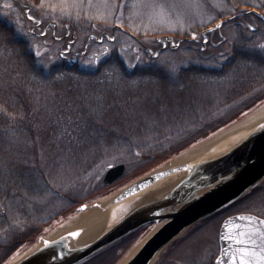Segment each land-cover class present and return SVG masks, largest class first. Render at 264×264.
I'll list each match as a JSON object with an SVG mask.
<instances>
[{
	"label": "trees",
	"instance_id": "trees-1",
	"mask_svg": "<svg viewBox=\"0 0 264 264\" xmlns=\"http://www.w3.org/2000/svg\"><path fill=\"white\" fill-rule=\"evenodd\" d=\"M7 8L9 7H5L6 10ZM225 17L234 18L223 23L224 29L218 28L208 34L207 43L195 44L188 38L189 35H185L186 40L182 41L180 47L167 48L175 54L184 46L197 52L194 58L190 57L182 64H177L178 71L175 73L167 71V64L148 52L149 48L162 50V44L157 39L155 44L146 45L140 35L132 36L127 31L124 35L130 37V42L124 45L118 40L101 46L102 59L96 61L93 58V67L83 65L89 54L81 55L77 63L54 59L53 63L44 66L40 65L38 60L48 54L49 47L38 52V42L31 41L30 37L34 34H28L26 25H23L25 35L21 36L16 34V26L12 22L11 28H2L0 218L9 216L5 214V206L8 204L13 209H17L13 207L14 203L26 208L33 203L32 195L44 199L48 189L51 193L53 190L61 191L49 179L50 173L59 168V165L72 167L75 164L82 167L86 164V169L94 168L102 157L107 158L112 154L111 151L121 145L138 152L142 142L146 145L142 141V125H146L147 120L158 113L154 111L149 114V104L154 103L155 107H158L159 103H165L166 100L168 105H175L171 102L174 100L172 98L184 97V92H189L188 95L193 98L197 94L195 92H206L210 83L222 84L219 89L211 87L219 98H222L219 100V106L224 105L223 100H229L228 105L232 106L227 120L217 121L212 127L202 130L206 135L182 139L191 142L175 148L173 146L174 151L203 140L255 108L258 102L264 99V88L254 90L260 87V81L264 80V50L258 47L257 41L260 40L256 39L259 34L264 35V19L240 9V5ZM14 19L17 24L18 16ZM251 23H254L257 29H248ZM226 27L231 29L230 35H227ZM113 31L114 28L104 29L99 33L96 30L93 32L99 35ZM50 37L51 39L44 38L42 42L47 45L58 41L54 35ZM134 42L141 45L142 51L147 53V59L143 60L142 65L136 63L130 69L121 54L128 50L139 53L136 46L130 45ZM228 75L234 77L227 79ZM175 81L181 83L176 88L168 83ZM200 81L208 85L199 86ZM184 85L187 88H183ZM249 95L251 98L248 103L235 104L233 101ZM160 123L161 121L156 124ZM152 127L155 128V125ZM167 137L170 138L168 135L162 136L161 139L165 141ZM82 154V160L77 159ZM165 154L166 152L163 153ZM171 155L169 153L154 165ZM81 172L87 171L82 168ZM94 198L82 199L79 203H90ZM71 199L74 200V197ZM53 204L46 199L42 206L44 212L49 211ZM75 207L71 211H74ZM66 208H58L54 213H49L50 219L41 221L36 227L30 223L20 231L10 229L6 235H0V264L63 219L65 214L62 212ZM22 213L26 214L27 211ZM43 213L38 214V218ZM39 221L37 219L35 223ZM3 224L0 226H7Z\"/></svg>",
	"mask_w": 264,
	"mask_h": 264
},
{
	"label": "rangeland",
	"instance_id": "rangeland-1",
	"mask_svg": "<svg viewBox=\"0 0 264 264\" xmlns=\"http://www.w3.org/2000/svg\"><path fill=\"white\" fill-rule=\"evenodd\" d=\"M6 5H10V9L7 8L6 10ZM239 5L240 9H244L248 13L257 14L264 19V0H0V35L3 32L2 28H11L13 24L16 26L17 35H25L23 34L25 32L23 25H26L28 34H34L30 37L31 41L38 42V52L43 51L45 48L47 49V46L49 47L47 49L48 54L38 60L40 65L46 66L47 64L53 63L54 59L69 63V60L63 59L62 52H67L66 48L68 47L70 37L72 38V35L76 37L75 43L72 44H74V50L79 49L89 43V38L95 33L93 32L94 30L99 33L101 30H111L114 28V34L110 33V37L113 40L115 39V42L121 40L123 44L130 42V37L124 35L125 31L132 36L140 35L146 45L148 43L155 44L154 41L156 39L159 41L162 36H167L170 42L174 40L175 42H172V45H177L176 41L186 40L184 39L185 35H189L188 38H192L195 44L207 43V40H209L208 34L214 31L211 30L208 32V29L215 28L216 25L220 24V21L226 23L227 20H230L229 17V19L225 17L226 14L233 13L235 7H239ZM15 16L19 18L17 24L14 21ZM28 16H31L33 20H30ZM218 16L222 17L220 18ZM55 24L58 25V28L54 33L53 31L52 33L46 32L45 27H48L50 31L51 26ZM69 27H72V32ZM67 28H69V31L62 39L51 44L48 43L47 45L42 42L44 38L51 39V35H63ZM221 28L224 29V26ZM249 28L253 30L257 29L254 23L249 24ZM225 29L227 35H230L231 29L228 30L227 27ZM256 39L260 40L259 42L257 41L259 48L260 45H264V35L259 34ZM169 41L166 43H169ZM104 42V45L110 44L109 41L105 40ZM159 43L161 42L159 41ZM130 45L136 46L139 53L128 50L127 52H122L121 55L126 60L127 68L132 69L136 63L143 64V60L147 59V53L142 51L141 45L136 44V42ZM165 45L163 44L161 47ZM87 46L88 54L96 52L99 48L98 43L94 41H90ZM167 48L160 50L159 54L154 53L153 56L167 64L166 70L173 73L178 71L177 64H182L185 59L188 60L190 57L194 58L197 53L193 49H188L186 46L180 48L176 54L170 52ZM152 51L155 52L152 48L148 49L149 53ZM83 65L93 67V57L89 56ZM231 77H234V75L230 77L228 75L227 79ZM168 83L175 88L181 84L177 81L175 83ZM198 84L199 86L208 85V83L201 81ZM259 84L260 87H256L254 90L264 88V80L262 82L260 81ZM208 86L210 87H207L206 92L204 90L203 92H195L197 94L193 98L188 95L189 92H184V97L172 98L174 100L171 102H174L175 105L172 103L168 105L169 103H166V100L165 103H159L158 107H155L154 103L153 105L149 104V114L154 111H158V113L154 114V116L151 115L153 121L149 119L146 125H142L141 129H144L142 131V135H144L142 141L146 145H143L142 142L140 150H137L138 152L121 145L111 151L112 154L107 158L104 159L105 156L102 157L100 163L94 168L86 169V164L82 167H80L81 165L75 164L72 167L59 165V168L50 173L49 179L61 191L57 192L53 190V193H51L48 189L44 199L38 195H32L31 200L33 203L30 206H26L27 210L26 208L19 207L18 203H14L13 206L17 209H13L10 204L6 205L5 214L9 216L0 218V224L2 225L6 222L3 225H7L0 226V235H6L10 229L20 231L30 223L36 227L40 223L48 221L51 217L49 213H54L58 208L61 209L62 207L66 208L68 206L62 214H70L73 212L71 209L82 201V199H91L95 195H99L98 197L100 198L103 195L114 192L118 188H122L128 182L146 171L151 170L154 167V163L161 158L167 156L169 153L173 156L177 154L176 152L183 149L174 151L173 149L175 147L182 144L187 145V143L191 142L182 139L186 140L189 138L188 136L192 138L193 136L206 135L204 133L205 131L202 130L212 127L217 121L223 122L227 120V114L232 110L230 109L232 106L228 105L229 100H223L224 105L219 106L218 103L222 98H219V95L214 92L213 88L217 87L219 89L222 84L216 83L211 85L210 83ZM182 87L187 88L186 85ZM209 88L211 90L208 91ZM250 95L238 98V100L234 99L233 101L235 104L248 103V99L251 98ZM174 106L177 107L174 108ZM159 121L161 123L157 125L156 123ZM153 125H155V128L152 127ZM145 130L148 131L145 132ZM168 135L172 139L169 137L165 141L161 139L162 136ZM174 135L176 137H173ZM175 139L177 140L175 141ZM165 152L166 154L163 155ZM82 156L84 155H79L77 159L82 160ZM119 163L126 164L125 173L112 185L107 186L104 183L106 167ZM82 168L87 172H81ZM256 188L250 191L246 198L238 201L235 205L227 207L226 210L217 216L208 219L193 230H189L190 232H187L183 238L176 240L165 254L162 252L163 256L162 254L160 255V258L162 256L161 260L159 258L155 264H217L216 259L221 251L220 230L226 218L231 214L233 215V213L243 212L264 219V181ZM72 197H74V200L71 199ZM46 199L54 203L53 208L51 207L49 211L47 210L48 212L46 210L44 212V208H42ZM24 210L29 215L22 213ZM40 213L43 214L38 218V214ZM37 219L40 221L36 224L35 221ZM156 224L154 222L151 225L145 226L134 235L120 242L115 249L109 252L107 251L86 264H113L119 254L125 253L123 256H126L144 236L154 230ZM55 226L54 224L52 227ZM52 227L50 228L53 229ZM32 244L34 242L28 244L23 251H18L9 257L2 264H8L14 257L28 250Z\"/></svg>",
	"mask_w": 264,
	"mask_h": 264
},
{
	"label": "water",
	"instance_id": "water-1",
	"mask_svg": "<svg viewBox=\"0 0 264 264\" xmlns=\"http://www.w3.org/2000/svg\"><path fill=\"white\" fill-rule=\"evenodd\" d=\"M159 41L166 43L169 40L167 36H162ZM173 46L175 47V45ZM263 105L264 103L245 116L234 120L228 126L215 132L208 138L194 143L167 158L151 170L128 182L122 188H118L108 195L93 199L90 203L84 202L80 204L72 213L67 214L55 224L56 226L52 227L53 229L49 228L48 232L35 239L33 241L34 244L29 246V249L41 239L63 226L71 218L88 211L103 199L109 198L108 203L102 210L104 215H106L116 205L139 195L173 175L184 172L192 163L177 167L163 168V166L239 123L255 113ZM194 165L197 166L194 171L176 185L170 194L159 199L156 198L158 194H154V198L148 201H144V199L137 200L118 224L112 228L105 229V220V224L100 229L102 232L100 234L97 233L94 240L85 243L83 246L81 245L80 248L76 247V244L74 245L73 242L78 237L71 235V233H77V236H80L83 229H79L78 232L73 230L68 234L66 233L65 236L57 240L52 246L46 247L35 257L25 260L20 264H77L147 224L154 222L158 224V221L166 220L162 226L155 231L152 230L153 232L151 231L143 237L141 240L144 241L143 245L127 264H149L158 252H160L157 259L159 260L162 252L180 236L181 232H183L181 234L183 235L188 231L189 227L235 202L264 180V130L255 134L236 150L211 162L204 161ZM125 171V163L108 165L104 175V183L111 185ZM227 175L231 176L228 181L205 190L173 212L163 213L161 211L160 213L157 210L158 208L162 209L170 205L171 198L173 199V197L183 193H191V191L206 187L211 184V181ZM172 192H174V196ZM151 212H153V215L150 214ZM220 243L221 254L217 259V264H244L245 261H247V264H256V258L251 254L264 255V219H260L252 214H236L228 217L221 227ZM24 248L19 250V252L23 251ZM54 255L59 257L56 260L50 261V258Z\"/></svg>",
	"mask_w": 264,
	"mask_h": 264
},
{
	"label": "bare ground",
	"instance_id": "bare-ground-1",
	"mask_svg": "<svg viewBox=\"0 0 264 264\" xmlns=\"http://www.w3.org/2000/svg\"><path fill=\"white\" fill-rule=\"evenodd\" d=\"M262 130H264V105L255 113L243 119L239 123L231 126L225 131L204 142L202 145L178 156L177 158L173 159L172 161L168 162L163 166V168L177 167L183 164L192 163V165L188 167V169L184 172L173 175L164 180L163 182L158 183L154 187L140 193L139 195H136L116 205L110 212H107L106 215H104L102 210L108 203L109 198L103 199L88 211L80 213L77 216L71 218L63 226L59 227L57 230L53 231L45 238L41 239L32 248L14 257L8 264H20L25 260L31 259L37 254H39L46 247L52 246L57 240L65 236L66 233L68 234L73 230L78 232L79 229H83L81 230L82 234L80 236H77V234L75 237L78 238L73 241L74 245L76 244V247L80 248L81 245L83 246L85 243L94 240L97 233L100 234V232H102L100 229L105 224V220V229L112 228L114 225L118 224L120 220H122L123 216L127 214L129 209L137 200L144 199V201H148L154 198V194H158L156 197L158 199L165 197L166 195L171 193V190L176 187V185H178L182 180H184L187 176L190 175V173L194 171V169L197 167L194 164H198L204 161L211 162L215 159H218L236 150L238 147L243 145V143L248 141L251 137H253L255 134L259 133ZM231 176H223L219 179L211 181V184L206 187L196 189V191H191V193H183L179 196H175L173 197V199L171 198L170 205H168L167 207L165 206V208L162 209L158 208L157 210L160 213L161 211L163 213H171L177 208H179L181 205L197 197L205 190L212 188L215 185H218L225 181H228ZM172 193L174 196V192ZM152 213L153 212H151L150 214L153 215ZM165 221L166 220L158 221V224L154 228V231L160 226H162ZM182 233L183 232H181L180 235ZM143 243L144 241H141L136 244L134 248L129 252L125 260L122 262V264H127L137 253ZM159 253L160 252H158L153 257L149 264H154L157 261ZM58 257L59 256L54 255L50 258V261L56 260Z\"/></svg>",
	"mask_w": 264,
	"mask_h": 264
},
{
	"label": "crops",
	"instance_id": "crops-1",
	"mask_svg": "<svg viewBox=\"0 0 264 264\" xmlns=\"http://www.w3.org/2000/svg\"><path fill=\"white\" fill-rule=\"evenodd\" d=\"M200 224H201V223H196V224L194 225V228L197 227V226H199ZM123 240H125V238H123V239H121V240H119V241H117V242H115V243L109 245L108 247H106V248L100 250L99 252L93 254L92 256H90V257H88V258H86V259H84V260H82V261H80V262L77 263V264H86V263H89L91 260H93V259H95V258L101 256L102 254L106 253L107 251L109 252L110 250L115 249V248L118 246V244H119L120 242H122ZM123 254H125V253H121V254H119V256H118L117 259L113 262V264H121V262L123 261V259H124V257H125V256H123Z\"/></svg>",
	"mask_w": 264,
	"mask_h": 264
},
{
	"label": "snow or ice",
	"instance_id": "snow-or-ice-1",
	"mask_svg": "<svg viewBox=\"0 0 264 264\" xmlns=\"http://www.w3.org/2000/svg\"><path fill=\"white\" fill-rule=\"evenodd\" d=\"M6 6L10 7V5H6ZM217 27H219V25H217ZM260 48L264 49V45H260ZM71 235H77V233H71ZM251 255L256 258V264H264V255H257L256 253H252ZM244 264H247V261H245Z\"/></svg>",
	"mask_w": 264,
	"mask_h": 264
},
{
	"label": "built area",
	"instance_id": "built-area-1",
	"mask_svg": "<svg viewBox=\"0 0 264 264\" xmlns=\"http://www.w3.org/2000/svg\"><path fill=\"white\" fill-rule=\"evenodd\" d=\"M64 56V55H63Z\"/></svg>",
	"mask_w": 264,
	"mask_h": 264
}]
</instances>
